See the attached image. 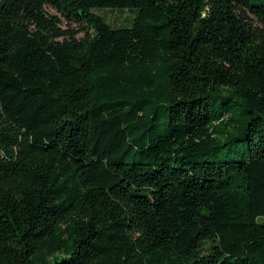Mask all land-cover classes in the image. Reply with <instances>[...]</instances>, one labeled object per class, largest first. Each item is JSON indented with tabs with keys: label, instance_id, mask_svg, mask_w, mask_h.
Here are the masks:
<instances>
[{
	"label": "trees",
	"instance_id": "obj_1",
	"mask_svg": "<svg viewBox=\"0 0 264 264\" xmlns=\"http://www.w3.org/2000/svg\"><path fill=\"white\" fill-rule=\"evenodd\" d=\"M262 218L264 0H0V264H264Z\"/></svg>",
	"mask_w": 264,
	"mask_h": 264
},
{
	"label": "rangeland",
	"instance_id": "obj_2",
	"mask_svg": "<svg viewBox=\"0 0 264 264\" xmlns=\"http://www.w3.org/2000/svg\"><path fill=\"white\" fill-rule=\"evenodd\" d=\"M47 11L53 15L57 14L56 11L50 7H47ZM97 14L103 16L108 23H110L114 27H128L131 25L135 13L130 10L124 9H103V10H96ZM66 25V22L64 23ZM76 28V25L73 24ZM78 28V27H77ZM84 33H80L78 35L79 38L83 37ZM262 222H264V218H262Z\"/></svg>",
	"mask_w": 264,
	"mask_h": 264
}]
</instances>
